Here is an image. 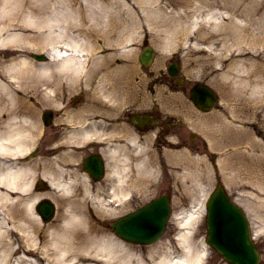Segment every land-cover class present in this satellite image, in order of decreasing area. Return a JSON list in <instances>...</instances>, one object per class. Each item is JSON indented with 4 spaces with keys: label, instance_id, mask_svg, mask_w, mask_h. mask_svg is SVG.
Here are the masks:
<instances>
[{
    "label": "bare ground",
    "instance_id": "1",
    "mask_svg": "<svg viewBox=\"0 0 264 264\" xmlns=\"http://www.w3.org/2000/svg\"><path fill=\"white\" fill-rule=\"evenodd\" d=\"M172 4V9L169 10L167 0H86L85 11L81 3L77 8L82 16H66L65 19V16H0V51L6 52L0 54V113L6 109L5 114L8 116L6 120L0 118V149L6 151L3 155L16 156L22 152L21 149H16L22 148L39 126L36 120L38 107L49 102L51 91L56 93L67 81H73L78 72L82 73L87 61L79 54L86 51L93 53V36L104 33L110 37L119 33L131 37L141 28L149 27L153 35L161 37V49L167 51L174 48L183 32L189 33L190 25L195 20L188 22L185 19L204 16L210 8H227L229 16H222L220 12L222 18L229 17L237 24L231 15L237 10L236 7H228L217 0H175ZM136 6L144 15L138 16ZM37 7L42 9L41 6ZM210 17L216 19L219 16ZM86 18L89 22L86 28L88 33L87 36H81L79 28ZM67 20L72 24L66 25ZM71 26L76 30L73 28L72 32H68ZM32 27L34 32L30 31ZM204 28L205 26L198 29L201 39L216 45L227 42L229 35L233 33L225 29L220 34H215ZM259 28L261 33L250 32L249 40L245 38L246 35H236V40H247L246 46L242 45L245 42H236V47L229 48L230 55L225 49L212 51L208 56L198 59V66L206 75H214L218 85L229 88L231 93L228 89L227 91L234 100L249 99L254 102V106L251 103L249 109L254 112L255 122L259 121L256 123V131L248 132L243 142H234L235 145L243 143L245 149H236L222 157L221 167L228 173L229 183L242 190L251 189L263 193L264 141L256 135L264 132V114L257 109L259 103L263 104L264 101V25ZM247 29L249 28L245 27L244 30ZM14 48L21 49L15 52ZM36 48L46 50L50 59L35 60L23 51L27 49L31 54V49ZM214 48L211 46V49ZM250 50L254 51L255 57L236 58ZM8 53L11 54L10 57H7ZM109 58L107 54L101 57L102 62L98 58H92L91 61H94L88 71L94 70ZM28 92L35 93L39 98L37 105L29 107L34 111L31 114L23 106ZM109 94L111 93H107ZM220 114L215 111L202 118ZM217 121L219 122L218 118ZM215 125L213 122H205L203 127L211 135L229 130L227 126ZM93 132L99 131L94 129ZM237 139L239 138L232 137V141H238ZM134 141H138V138H133L132 142ZM224 142L227 141L223 134L217 135L213 147ZM142 147L143 144H140L137 152ZM8 149L15 150L8 152ZM171 153L174 162L167 164L171 169L168 173L178 178L189 192L193 193V189L187 184L190 181L195 191L203 189L205 192L208 188H204V183H213L212 178L207 182L204 180L208 178V171L205 170L207 165L194 157L192 150H171ZM3 155H0V190L5 189V192L0 191V264H195L199 258L197 245L191 237L195 211H198L196 205L188 209L185 215L177 217L182 229L177 234L182 252L175 259L166 250L146 252L124 242L113 231L102 226L97 213L102 215L105 211L117 212L116 208L120 205L119 208L124 207L125 200L135 193L130 186L131 175L123 174V171L131 169V164L127 161L122 169L113 168L112 172H116L114 178L106 181L103 192L96 186L95 193L94 185L87 178L73 176L70 163L64 162L57 164L58 167L53 165L46 168L44 177L55 191H61V194L67 196V202L61 204V211L55 221L42 226L39 225L40 217L34 209V203L41 194L34 190L36 176L33 175V167L18 165L19 160L15 156L12 160L4 159ZM157 161L158 158L137 162L139 170L149 175L141 178L139 183L146 187L156 183L161 169ZM6 162L9 165L6 166ZM73 190L79 191V195ZM14 191L19 192L18 195L14 196ZM107 197L111 201H106ZM113 200L117 201L116 205H112ZM260 225L261 223L256 227L257 233L264 228ZM36 229L44 233L39 241L35 240L39 235ZM22 241H27L28 245L22 246Z\"/></svg>",
    "mask_w": 264,
    "mask_h": 264
},
{
    "label": "rangeland",
    "instance_id": "2",
    "mask_svg": "<svg viewBox=\"0 0 264 264\" xmlns=\"http://www.w3.org/2000/svg\"><path fill=\"white\" fill-rule=\"evenodd\" d=\"M198 1V0H195ZM213 1V0H210ZM218 2H221L228 7H236V11L232 15V19L236 21L237 24L233 23V21L230 20L229 17L222 18V16H229L227 8H221L219 6H216L215 8H210L209 11L207 10V13L204 14V16H189L190 18L185 19V21H191V19H194V23L190 25V31L188 28V32H183V36L181 39H178V45L180 47L175 48L176 52H178L181 56V61L183 67L190 68L189 70H194L193 73H195L197 76H202V77H208L207 80L210 81V84H212L216 90L218 91L220 95V101L221 104L219 103V106L217 107L222 111V115L219 116L221 118V122H217L216 124L218 125H223V126H228L231 127L232 130L228 134L227 138H230L231 140H228L227 142H224L220 144L219 146L213 147L211 145V140L206 137L205 133L202 131L201 135L205 136L207 139V144L208 146L205 148L203 146H200L196 149H191L193 151V156L199 158L201 163H205L207 167L205 168L206 171H208V178H205V182L209 180V178H212L213 183L209 181L208 184L204 183L205 189L207 188H213L216 184V180H218V176H220V182L226 186L228 189L230 195L234 197L237 202H240L248 211H250V217L253 218L257 224L261 223L262 226H264V210L262 209L264 207V191L263 193L257 192L256 190H242L236 185H233V183H229L228 181V173L224 172V170L221 167V160L222 157H225V154H222L223 149H227L228 153H231L232 151L240 148L243 146V144H236L234 142H243L245 135L248 134L251 130L256 131V123L255 122L256 118L254 116V112L249 109L250 104L252 103L254 106V102H251V100H234L232 96L229 94L231 93L230 89L223 88L220 85L217 84L216 80L214 78L201 75L203 73L200 68L198 67L199 62L198 59L202 57L208 56L210 52H215V51H220L222 49H225L224 51L229 55L231 50L229 48L231 47H236L238 43L236 42H245L242 44L243 46H246L247 40L250 39L249 33L250 32H260V26L264 25V1L263 0H217ZM85 2L86 0H1L0 1V16H65L64 19L69 16H82L81 12H77L78 5L81 3L82 6L84 7L85 11ZM165 1H163V4ZM172 3H175V0H167L168 9L172 8ZM37 6H41L42 9L38 8ZM244 8V10H243ZM138 16L144 15V12L139 9L138 6H136ZM180 9H183V7H180ZM35 10V11H34ZM222 13V16L220 14ZM201 15V14H200ZM207 15V16H206ZM85 16V15H83ZM210 16H219L216 19H212ZM251 16V17H250ZM63 19V22H64ZM88 20L84 21V23L81 25L80 30V35H86V27H88ZM66 25L72 24L71 21H66ZM79 25V23H78ZM205 26L204 29H210L211 32L215 34H220L222 31L225 29L233 32L232 34L229 35V38L227 42H221L213 44L209 40H202L201 36L198 34L200 31L201 27ZM246 28H249L247 30H244ZM74 28V27H73ZM223 28V29H222ZM76 30V28H74ZM30 31L34 32V27L30 29ZM140 31V32H138ZM133 37L132 40L136 41V44L139 46L140 42H142L144 35H147V38L149 42L151 43L152 46H154L157 49V60H164L166 59L170 53L167 51L160 53V41L161 37L153 35L151 29L149 27H143L140 30H138ZM246 35V41H240L236 40V35ZM107 36V35H106ZM105 36V40L111 41L112 39H117V42L126 39L127 36L124 35H113L107 38ZM181 41H183L181 43ZM254 43V42H252ZM240 44V43H239ZM107 46L109 44H106ZM211 46H214V49H211ZM260 47V46H257ZM17 48H14L16 50ZM21 49V48H20ZM19 49V50H20ZM26 53H29V55H32L31 57L36 60L34 57V54L27 49H23ZM31 51L38 52V48L35 50L31 49ZM212 52V53H213ZM254 51L250 50L244 54L236 56V58L243 59L247 58L250 56H254L253 54ZM0 54H6V52H1ZM129 54L123 53L120 56H127ZM132 56V54H130ZM158 71H156L157 73ZM206 80V79H205ZM77 82V81H76ZM78 83V82H77ZM217 84V85H216ZM80 85V84H79ZM72 87H76L74 89H70L69 93L71 94H77L80 92L81 94H84L86 89L78 87V85H73ZM35 93L28 92L26 97V101L28 103H32L37 99V96L33 98V101L30 100V95H33ZM233 103L230 107L228 104ZM263 104L259 103L258 110L262 111L264 114V101H262ZM49 106V105H48ZM174 108L177 109L179 108L177 105H174ZM217 108H214L213 110H216ZM6 109H3L2 112H4ZM212 113V112H211ZM5 115L0 113V118L4 120ZM194 126V125H191ZM202 136V137H203ZM200 137V135H199ZM232 137L234 138H239L237 139L238 141H232ZM256 137H260L262 141H264V132L256 135ZM201 138V137H200ZM242 138V139H241ZM203 139V138H202ZM50 139L46 138V141H44V146L51 144L49 143ZM209 141V143H208ZM30 141H28V144ZM231 143V144H230ZM246 143V142H244ZM150 145L153 147L155 145L151 144ZM167 147V145H163L161 143L160 145L156 146L155 148L158 149V151L162 152L163 148ZM198 149V150H197ZM170 150H176L174 148H170ZM167 150L164 149V152ZM217 154L216 161L213 163L211 161V154L215 153ZM163 153V152H162ZM167 156L170 157L169 163L172 164L174 161L173 156L169 154H166ZM160 164L163 165V168L161 171H159V175L161 177V181L159 180L158 182L154 183L153 186H150L148 189L146 187H142L141 190L138 189V193L140 194L139 197H135V201L131 204L132 206H137L141 202H144L154 196H156L159 193L162 192H170L173 197H174V204L179 206V205H191V204H197L199 203L200 199L202 198V193L203 189L200 191H195V188L192 186V181L188 182L193 189V193L189 192L187 189L183 187L181 184L180 180L176 178L174 175L169 174L167 172V166H166V156L161 155L160 153ZM216 163V164H215ZM171 170V169H170ZM143 178V177H139ZM139 185V183H137ZM150 192L148 195L146 194V191ZM1 193H4V190H0ZM42 194L45 192L43 190H39ZM15 194V193H14ZM45 194V193H44ZM17 195V194H16ZM64 195H55L54 201L57 204V211L56 215L54 218L57 217L58 212L60 211V199L63 200V203L65 200L62 198ZM260 206H263L262 208ZM126 208V207H125ZM116 213H109L106 215H103L105 219H103L104 225L108 226L111 222V220L115 217ZM255 216H257L255 218ZM53 218V219H54ZM53 219H51L49 222L43 223L38 220L39 225H48L50 224ZM28 223V220H26ZM170 230H172L170 228ZM37 231V229H36ZM40 235L41 238H43L44 233L41 231H37ZM263 234V235H262ZM35 240L38 241V238L35 237ZM258 242L262 248L263 251V256H262V262L264 263V231L262 230V233L260 235V238L258 239ZM28 242L24 244V246H27ZM153 246H144V249H154V251H157V249H169L170 251L175 250L177 251L178 249V244L177 241L171 237L169 234H167L160 243H158V246L156 248H152ZM167 247V248H166ZM34 255V254H33ZM34 256H39V254H36Z\"/></svg>",
    "mask_w": 264,
    "mask_h": 264
},
{
    "label": "flooded vegetation",
    "instance_id": "3",
    "mask_svg": "<svg viewBox=\"0 0 264 264\" xmlns=\"http://www.w3.org/2000/svg\"><path fill=\"white\" fill-rule=\"evenodd\" d=\"M130 110H131V107L130 106H128L127 108H126V110L125 111H121L120 112V115H119V119H118V121H123L124 119L123 118H126L125 120L126 121H128L129 119H131L130 118V116L132 115V112H130ZM56 115V119H59V112L58 111H56V112H53V116H55ZM105 117H109V118H112V117H110V116H105ZM63 122H65V120H67V115L66 116H63ZM158 118H160V116H158ZM147 122H144V124H146ZM59 123H58V121L56 120L55 122H54V124H53V126H52V128H54V130H58L59 129V125H58ZM166 124H169L166 120H163L162 121V126L164 127ZM170 125V124H169Z\"/></svg>",
    "mask_w": 264,
    "mask_h": 264
},
{
    "label": "snow or ice",
    "instance_id": "4",
    "mask_svg": "<svg viewBox=\"0 0 264 264\" xmlns=\"http://www.w3.org/2000/svg\"><path fill=\"white\" fill-rule=\"evenodd\" d=\"M152 211H153L152 206H148V207L142 208L141 209V215L144 216V217H147V216H149L151 214Z\"/></svg>",
    "mask_w": 264,
    "mask_h": 264
}]
</instances>
